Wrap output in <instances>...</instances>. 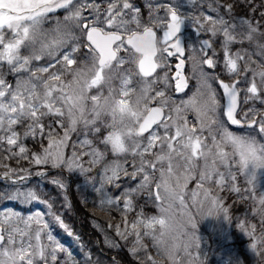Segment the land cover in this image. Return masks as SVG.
I'll list each match as a JSON object with an SVG mask.
<instances>
[{
  "label": "snow or ice",
  "instance_id": "1",
  "mask_svg": "<svg viewBox=\"0 0 264 264\" xmlns=\"http://www.w3.org/2000/svg\"><path fill=\"white\" fill-rule=\"evenodd\" d=\"M205 3L188 0L190 10L185 12L180 0L148 2L144 20L130 0H0V177L10 182L0 200L39 203L46 209L27 217L11 208L0 211V264H93L88 253L78 261L51 231L56 224L75 235L61 214V209H72L68 181L73 176L83 178L102 208L123 205L124 228L115 225L116 235L125 240L134 236L130 252L136 256L143 251L151 264L158 262L147 256L141 227L157 254L172 264H183L177 260L181 252L191 257L190 249L199 248L194 231H185L187 225L196 228L185 189L197 178L198 167L192 205L199 211L207 202V215L230 219L219 192L230 182L229 190L240 193L233 166L246 176L264 168V143L257 139L264 136V2L257 7L255 0H212L207 8L215 15L201 10ZM248 9L259 11V19L249 16ZM61 10L63 18L52 15ZM50 16L54 23L45 27ZM186 24L197 36L210 34L198 50L181 40ZM245 44L260 57L255 67ZM171 58H179L175 76L170 75ZM186 60L199 70L197 92L182 106L170 104L166 92L172 81L177 92L188 87ZM161 83L164 87L158 88ZM188 110L195 114V125L187 118ZM241 117L248 135L226 126H242ZM73 134L76 142L69 155ZM28 139L31 148L24 143ZM8 160H15L17 167ZM21 161L37 166L35 176L54 185L63 200L42 193L39 185L25 186L33 172ZM122 177L137 183L122 186ZM213 181L215 191L205 186ZM153 184L160 214L129 222L135 196L145 190L151 196ZM76 186L82 191L79 179ZM110 189L122 190L114 195ZM258 203L254 213L261 217V234H255L256 225L251 230L239 225L255 241L254 252L258 245L264 249V196ZM177 204L186 224L175 219ZM258 254L264 257V251ZM146 260L141 258L140 264Z\"/></svg>",
  "mask_w": 264,
  "mask_h": 264
},
{
  "label": "rangeland",
  "instance_id": "2",
  "mask_svg": "<svg viewBox=\"0 0 264 264\" xmlns=\"http://www.w3.org/2000/svg\"><path fill=\"white\" fill-rule=\"evenodd\" d=\"M145 1L152 2V3H156V2L162 3L164 0H145ZM207 2H212V1L206 0L205 14L215 15V13L209 12V10L207 8ZM180 3L184 5V7L182 9L188 8V0H180ZM52 15H57V16L63 18L64 13L61 10L55 14H52ZM161 15H163V13H161ZM52 20L53 19L50 16L49 22H51ZM51 26L52 25L50 24L47 27H51ZM201 34L204 35L203 33H201ZM207 35L209 36L210 34H207ZM208 36H207V38H208ZM192 45L195 46L197 48V50L199 49L197 42L195 44L192 43ZM244 47L247 49V51L249 53H253L251 55V61L255 62L252 64V67H255L256 64L260 63V57L255 54L256 50L254 48L248 47L247 44H245ZM161 75H163V73H161ZM188 75H189V77H188L189 80L193 82L192 89H190L189 92H187L186 95L183 96L182 98L174 99V98H172L170 90H168V89H170V87H169L167 89V91L169 92L170 104L172 102H174L175 105L182 106V104H181L182 101L190 100L194 96V94L197 92V87H198L197 80L199 77V70L198 69L194 70L192 62H191L190 72L188 70ZM161 85H163V84L162 83L158 84L157 87L160 88ZM213 86H214V84H213ZM163 87H164V85H163ZM214 87H216V85ZM218 96H219V93H218ZM153 105H155V104L153 103ZM153 105H151V106H153ZM165 111L167 112L168 109L166 108ZM187 118H188L190 124H192V125L196 124L195 114L191 110L187 111ZM20 131H22V130L20 129ZM229 131H231L237 135H248V129H245V128H243L240 131H233L231 129H229ZM203 136L205 138H207L208 133L205 132L203 134ZM80 138L82 139L83 137L81 136ZM257 139L260 143H264V136H257ZM74 142H76L75 134H73V140L70 142L69 148L66 149V152L69 155L73 151V149L71 147V143H74ZM205 142L210 144L211 143L210 138H207ZM225 150L230 151L231 149L226 148ZM202 163H203L202 161H198V165L202 166ZM33 166H35V165H33ZM35 167H37V166H35ZM199 170L200 169L198 167L196 173L194 174L197 176V178L190 180L188 182L187 188L185 189V203L188 205L191 213L194 216L195 222H196L195 230H192L191 226L187 225V227L185 228V231H189V232L194 231V235L198 238L196 243L199 244V248L193 247L192 249H190V251L192 253L191 257L185 256L184 253L181 252L177 256V260L182 261L183 264H188L189 260L192 261V264H241V261H240L238 255L236 254V252H234L231 248L227 247L226 243L230 242L233 239L231 237V235H232L231 233L233 230H235L234 234H238L240 238L244 237V236H248L246 234V232L239 227V225L241 223H243L245 228L249 229V230H251L252 225H256V233L259 232V230L257 229V223L261 224V217H260V215L254 213V209L260 208L258 201H259V198L261 196H264V168L252 169L251 174L246 176V175L241 174L239 172L237 166H235V165L233 166V171L236 173V176H237L235 184L237 187L240 188L241 191H240V193L230 191L229 190L230 182L226 183L223 191H228L229 193H232V194L235 193L236 197H237V195H240L242 197V194L244 192L250 196V199L253 200L254 204H255V207L253 208V210L251 212H248V213L244 212V213H240V214L236 215V217L234 219L235 221L233 224H231L233 221V219H232L233 215L230 214V207L229 206H228V208H229L230 219L225 220L222 217V214L219 217H217L215 215H207L209 208L211 207V205L207 202L204 204V206L202 208L199 209V211L197 210L196 207H194L192 205L191 194L193 191L197 190V184L199 182L198 181ZM223 170L224 169L221 168V171H223ZM158 175H159V173H157V176ZM79 178H80L81 182L83 183V178L82 177H79ZM217 178L218 177H214V180ZM250 179L252 181L251 183L248 182ZM136 183H137V181H130L127 178L123 182V186H135ZM81 186H83V184ZM205 186L211 187L214 191L216 190V185H215L214 181L211 183H207ZM6 189H8V188H6ZM153 189H155V193H156L157 189L155 188L154 184L151 188V193H152L151 196L149 195L147 190L138 193L136 196L147 195L148 198L152 199L153 204H151V208L153 207L155 209L156 214L154 216H158L160 214L159 208L157 207V204L159 203V201H155V195L153 196V194H154ZM221 193H222V191L219 192V195L222 197ZM200 198H202V197H200ZM3 201H5V205L2 204ZM3 201H0V211H3L5 208H11L14 211L21 213V215L24 217L33 215V213H35V212H42V213L46 212L45 206L42 204H39V203H34L32 205H23V204H20L18 201H14V200L4 199ZM149 203H151V202H149ZM223 204H224V206L227 207V205H225V203H224V198H223ZM174 212H175V219H176L177 223L178 224H186L187 217L182 215V210H181V207L179 206V204H177L176 208L174 209ZM148 217H153V216H148ZM45 219H50V218L45 216ZM65 222H66V220H65ZM66 223L74 231L75 235H78L76 233L77 231L75 232L74 228L70 225V223L69 222H66ZM20 227H24V225L20 224ZM33 227H35V225H33ZM123 228H124V223L122 222L121 229L123 230ZM51 231H52L53 235L55 236V238L59 242H61L65 246V248H67L68 250H69L68 245L78 247V249L80 251V258L81 259L84 260V254L88 253L92 257L93 264H95L96 261H99V264H101L102 261H104V258L99 257V256L97 257V255H92L90 253V249L86 246V245L92 246V242L90 239H85L83 242V241H81V236L78 235L80 237V240H76L75 235L74 236L67 235V233L56 224L51 225ZM140 231H141L142 237H146V238H149L151 240L152 246L157 251V248L154 246V241L152 240L151 236H143L144 229L142 227H141ZM257 236H259V235H257ZM248 237L251 238L250 236H248ZM120 239H122V238L120 237ZM181 239H183V237H181ZM134 240H135L134 236H129L127 238V240H125V239L120 240L122 243H129L128 247L126 246V250L129 252V255L131 257H133L134 255L130 252L129 249L132 247ZM43 242L45 244L47 243L46 238H44ZM253 242H255V241L253 240ZM130 243H131V245H130ZM82 245H83V248L81 247ZM258 247H260V245H258ZM260 249H262V248L260 247ZM258 251H259V249H257L256 252H258ZM252 252H254V251L252 250ZM256 252H254V253L256 254ZM72 255H73V257H75L74 253ZM137 255H143L144 256L145 253L143 251H141V252L137 253ZM159 256H160V259L162 261V264H172V262L168 259L167 256H164V255H159ZM196 257H198L199 260L194 259ZM76 259H78V258H76ZM108 264H110V263H108Z\"/></svg>",
  "mask_w": 264,
  "mask_h": 264
},
{
  "label": "trees",
  "instance_id": "3",
  "mask_svg": "<svg viewBox=\"0 0 264 264\" xmlns=\"http://www.w3.org/2000/svg\"><path fill=\"white\" fill-rule=\"evenodd\" d=\"M212 1V0H210ZM136 7H139L143 13V19L147 20L148 18V8L147 1L145 0H130ZM163 2H167L164 0ZM162 2V3H163ZM224 0H221L223 3ZM261 2L264 0H255V5L258 7ZM204 13L206 11V6L201 9ZM181 11H187L186 9H181ZM249 16H255L257 20L259 19V11L253 13L250 9L247 10ZM264 11V9H262ZM236 12L239 13L240 9H236ZM54 20L51 22L47 21L45 27L48 25H53ZM219 70V69H217ZM221 78L227 80L223 74H220ZM8 79L14 82V77L9 76ZM257 107L259 104L257 103ZM246 110V109H245ZM242 118V117H241ZM243 121V118H242ZM20 131V129H18ZM236 131V130H233ZM258 132V129H257ZM25 145L29 148L32 147V140L28 139L24 141ZM46 145V142H45ZM69 148V147H68ZM87 159V158H86ZM13 161V162H12ZM12 167H17L15 160L5 161ZM21 165L25 168H29L32 170L33 175L35 171L40 170L38 167L29 164L28 161H21ZM87 166V164H85ZM128 167V165H125ZM3 169H0L2 172ZM53 173L56 170H51ZM95 174V173H93ZM67 175V173H65ZM79 179L80 188L82 191L77 190L76 180ZM127 179V177H122L120 180L121 185L123 186V182ZM70 191L68 193L69 200L72 204V209L70 211H66L61 209V214L66 222H69L70 225L74 228L75 232L81 236V241L84 242L85 239H90L92 242V246L86 245L90 249V253L92 255H97V257L104 258L101 264H140V259L144 258L146 260V255H137L131 257L129 252L126 250V246L128 247L129 243H122L119 236H116L115 225L119 224L122 226L123 218L125 213L123 212V205L121 204L120 209L112 208L108 209L107 207L102 208L99 204V200L90 186L82 183L80 178L77 176H73L70 179ZM83 184V186H81ZM39 185L40 191L42 193H50L53 197H56L58 201L63 200V196L59 193V190L55 188L54 185L48 183L46 180L40 179H31L30 185L28 182H25V186H35ZM10 182H6L0 179V193H3L6 188L9 189ZM85 189H84V188ZM83 188V189H82ZM114 195H119L122 189H110ZM89 191V192H88ZM222 197L224 198V203L227 207H230V214L233 215L232 223H234V219L236 215L240 213H248L253 210L255 207L254 201L250 199V196L243 192L242 197L240 195L229 193L228 191H222ZM85 198L86 201L85 202ZM3 201V200H0ZM151 202V203H149ZM5 205V201L2 202ZM135 207L132 212L127 214V219L129 222L136 220L137 218L144 219L148 216H154L156 214L155 209L152 207L153 200L144 197V195L135 196L134 198ZM56 207H59V203H57ZM143 212L144 216L138 217L137 214ZM113 225V227H109V225ZM257 229L259 230L256 235L261 234V224L257 223ZM235 230L232 231L231 237L233 238L230 242L226 243V246L231 248L238 255L241 264H264V257L258 254L264 249H259L256 254L252 252L251 244L254 243L252 238L248 236L239 237L238 234H234ZM118 238V239H117ZM143 242L147 248V256H151L155 259L158 264H162L160 256L157 254L156 249L152 246L151 240L146 237H142ZM107 239V243H106ZM120 239V240H119ZM85 245V244H84ZM115 245V246H110ZM131 245V243H130ZM71 253L75 254V258H78V261H83L80 258V251L78 247H74L72 245H68ZM146 264H151V261L146 260Z\"/></svg>",
  "mask_w": 264,
  "mask_h": 264
},
{
  "label": "flooded vegetation",
  "instance_id": "4",
  "mask_svg": "<svg viewBox=\"0 0 264 264\" xmlns=\"http://www.w3.org/2000/svg\"><path fill=\"white\" fill-rule=\"evenodd\" d=\"M204 34V33H203ZM208 36V35H207ZM206 34L202 35L200 34L199 36H197L196 32H195V29L189 25V24H186L185 27L183 28L182 30V33H181V40L183 41V43L185 45H192V43H196V40H197V44L199 46V41L200 39H206L207 38ZM193 46V45H192ZM179 60V58H171L169 63L171 64V70H170V75H172L173 71L175 72V66L177 64V61ZM206 68V66H205ZM190 69H191V62L186 60L185 62V66H184V76L186 77L187 79V82H188V87L185 89V92L184 94H180L179 96L180 97H175V94H174V90H173V86H172V82H171V86H170V93L172 95V98L174 99H178V98H182L183 96L186 95L187 92H189L190 89H192V85H193V82L189 80V75H188V70L190 72ZM217 72L219 74H223L221 69L217 70ZM225 78H227L225 76ZM193 80V79H192ZM216 84V83H215ZM160 88H163V85L160 86ZM217 92L221 95V93L219 92V89L217 88ZM166 94L169 96V92L167 91ZM183 95V96H182ZM222 102V101H221ZM155 106V105H153ZM242 119V118H241ZM154 195V194H153ZM144 197H148L147 195H144Z\"/></svg>",
  "mask_w": 264,
  "mask_h": 264
},
{
  "label": "water",
  "instance_id": "5",
  "mask_svg": "<svg viewBox=\"0 0 264 264\" xmlns=\"http://www.w3.org/2000/svg\"><path fill=\"white\" fill-rule=\"evenodd\" d=\"M178 63H179V60L177 61V64H178ZM174 68H176V66H175ZM183 70H184V69H183ZM173 76H175V72H174ZM220 91H221V94H222V89H220ZM175 93H176V94H179V93H182V92H177V91H175ZM224 119L226 120V117H224ZM227 125H228L229 127H231V128H237V129L243 127V124H242V126H237V125H231L230 122H228ZM254 126H255V125H254ZM254 126H253V127H254ZM246 127H247V125H246ZM32 178H39V177L33 176ZM154 192H155V189H154Z\"/></svg>",
  "mask_w": 264,
  "mask_h": 264
}]
</instances>
